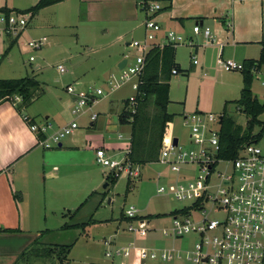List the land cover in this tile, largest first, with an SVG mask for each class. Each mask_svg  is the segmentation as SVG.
Segmentation results:
<instances>
[{
  "label": "rangeland",
  "instance_id": "374dc122",
  "mask_svg": "<svg viewBox=\"0 0 264 264\" xmlns=\"http://www.w3.org/2000/svg\"><path fill=\"white\" fill-rule=\"evenodd\" d=\"M38 1L0 0V9L25 11L34 7ZM77 1L72 0L67 4L41 11L31 19L27 31L17 41L4 36L0 38V80L34 78L41 83L44 94L32 106L36 105V111L45 112L44 107L50 108L49 105L51 104L50 114L55 116L56 111L59 114L57 119L51 115L53 120H46L43 116L40 122L52 124L55 128L59 121L64 124L75 120L79 124V129L62 139V143L67 146L68 142L71 141L74 147L85 151V156H92L94 160L87 181L88 184L90 183V187L96 185V190L92 193L94 195H88L86 204L76 215L75 211L78 209L76 206L84 202L85 195L82 193L80 198L76 195L74 201L76 205L69 206L63 204L65 195L57 191V194L50 198L52 209L44 213L48 218L47 223L40 225L41 227L38 228L41 229L38 231H32L37 232V237L33 238V243L29 242L32 235L22 242L10 244H6L0 239V251L6 250L9 254L17 252L22 244L26 243V249L23 253L19 251V253L13 254L14 256L11 259H6L4 264H192L188 260V254L199 242V236L191 233L181 239H174L165 236L162 232L163 229L170 231L174 227L176 217L183 221L184 215H180V211L190 208L193 203V200L178 201L171 196L157 193L159 185L174 182L176 176L166 166L152 163L143 167L140 178L128 180L125 175H122L115 183H112L113 176H110L109 172L101 167L94 157L98 148L110 151L111 143H121L120 149L117 148L116 152H110H112L111 156L114 160L124 161L126 151L131 146V126L121 125L119 116L128 103L127 100L135 94L132 83L122 85L113 94L109 95V93L111 84H116L123 73V69L118 70L116 67L118 53L121 52L125 58L128 56L130 62H133L138 50L133 45L126 46L123 42H116L112 46L107 45L105 49L90 52L87 47L82 45L83 41L85 42L91 37L82 27L81 21L77 20L82 17L81 11L79 12L75 6ZM206 1L212 4L222 3L220 7L217 6L212 9L213 13H210L206 21V27L210 28L215 38L217 37V30H225L220 19L227 17L228 22L233 24L234 31L237 30L241 34V30L249 28L251 30L250 38L264 43V0H244L247 8L238 9L235 15L236 19L234 18L235 7L231 0ZM216 8L217 10L219 8L218 12H215ZM2 13L0 12V15ZM75 13L76 20L80 24L72 27L69 25L70 19L67 18L74 17ZM193 18L190 17L186 20L183 30H178L181 33L166 27L164 31L166 33L176 32V34H181L186 38V36L191 35L197 24ZM112 30V27L108 28L110 34L115 33ZM229 32L232 33V31ZM42 37H47L48 43L41 50L34 51L27 46V43L32 39ZM79 37L82 42L79 41ZM141 37L135 39L133 34L129 36V40L133 43L136 40H143ZM195 40L198 43L204 39ZM31 56L35 58L34 62L30 61ZM191 57L189 45L184 43L177 47L176 59L184 64L182 65L184 70L178 76H172L170 81L168 113L174 116L173 132L179 138L181 146V149L175 150V155L172 157L173 161H177L180 154L199 150L197 145L190 142V128L183 124L182 119L185 116L194 113H201L206 116L209 114L217 117L225 116L226 125L224 128L239 126L242 129V135L249 133L248 119L238 105L239 97L236 98L234 91L230 90L229 86L224 85L223 77L218 76V74V77H210L209 81L203 80V76L199 73L190 78L193 74L192 68H195L193 65L192 67L188 65ZM59 66H63L66 73L61 74ZM70 85L82 90H87L89 87L95 90L102 89L104 95L100 97L98 104L90 110L84 111L81 116L73 115V98L66 91ZM251 91L261 103H264V72L254 74ZM113 102L117 103L115 114L110 112L113 109L111 107ZM149 110L151 116L157 111L154 99H152ZM92 114L99 116L96 125L93 127L90 126L89 121ZM112 116L116 119L115 124L109 122ZM259 121L261 123L255 125L253 135H261L258 138V145L264 151V113L259 117ZM217 123V121L210 122L206 119L208 128L219 130ZM56 131H50L49 137ZM120 135L123 137L122 140L119 139ZM52 145L53 148H58L53 143ZM205 146L210 148L208 143ZM184 172L190 177L193 175L197 177L201 173L197 167L187 168ZM108 176L109 180H107ZM159 176L162 181L158 180ZM164 178L166 179L163 180ZM81 182L84 181L77 177L75 186L80 188ZM179 182L186 184L184 180ZM191 182L192 180L187 181L188 184ZM106 184H108L107 188H105ZM69 208L72 209L69 210ZM132 208L137 210V216H149L152 227L157 231L146 234L130 232L129 227H137L138 218H140H128V213ZM212 216L217 217L218 215L213 214ZM83 223L86 224L83 228L63 229L66 224ZM132 243H134L135 249L132 251L131 259H124L115 255L116 249L128 247ZM58 246H71V252L68 255L63 254L60 256L62 259H59L57 256L59 250L56 249ZM144 249L156 252L157 258H143L141 253ZM164 251L170 252L174 256L180 254L181 259L164 261L161 258ZM107 253H111L112 257H107ZM47 254H51V256H41Z\"/></svg>",
  "mask_w": 264,
  "mask_h": 264
},
{
  "label": "built area",
  "instance_id": "2783aa9c",
  "mask_svg": "<svg viewBox=\"0 0 264 264\" xmlns=\"http://www.w3.org/2000/svg\"><path fill=\"white\" fill-rule=\"evenodd\" d=\"M239 1V0H235ZM140 11L147 14L145 21L146 36L143 40L131 43L138 50L134 56V61L130 62L127 56V65L123 69L122 75L116 84H111L113 94L126 83H132L134 95L128 101L127 111L136 113L138 106L137 96L140 95V79L146 68V57L155 48L165 46L179 47L187 42L186 38L175 32L167 33L162 44L156 43L161 26L155 21L154 15L162 11L160 0H142L139 3ZM31 14L25 13H2L0 15V38L9 37L14 41L19 40L27 31ZM232 29V23L227 24ZM194 33L202 34L207 40L214 41L210 28L203 27L197 22ZM48 43L47 37L32 39L27 46L34 50H41ZM192 45V42H189ZM34 62L35 58L30 57ZM196 63V62H195ZM224 67L230 72H242L244 64L234 60L224 61ZM61 74L66 73L63 66H59ZM173 75H178L177 70H173ZM67 93L73 97L72 114L81 116L84 111L91 109L99 103L100 97L104 95L102 89L89 87L87 90L77 89L70 85L66 89ZM14 105L21 103L20 97H15ZM90 124L95 123L99 116L92 114L89 117ZM221 117L213 114L208 116L201 113L183 117V124L190 128L189 139L192 144L199 147L198 151L183 153L178 156L177 161H173L176 149H181L180 140L173 132L174 124L168 123L163 137L160 156L156 163L166 166L169 171L176 176L174 182L159 185L157 193L168 195L178 201L193 200L190 208L181 210L180 215H184L181 221L176 217L174 227L167 231L163 229L165 236L174 239H181L187 234L195 233L200 240L195 244L194 249L188 254V260L192 264H263L264 263V151L257 142L242 145L236 158L226 159L221 156L222 147L220 143V132L222 123ZM30 130L39 139V145L49 150L55 146H60L62 139L72 135L79 129V124L73 120L59 131L48 135L52 128L48 123L44 125L31 124L30 119L24 116ZM206 119L210 122L217 121L219 130L208 128ZM44 134L45 139H40L39 135ZM120 139L123 137L120 135ZM178 139L177 145L174 140ZM52 142V143H51ZM208 143L210 148L205 146ZM124 161H117L108 154L107 150L98 148L96 151L97 163L109 172L110 176L119 179L125 175L128 180L138 179L142 175V165L133 163L128 158L130 148L126 151ZM197 167L200 174L196 177L185 174L187 168ZM109 177V176H108ZM107 177V178H108ZM164 178L163 180H165ZM158 180L162 181L161 177ZM184 180L185 183L179 181ZM192 180L191 183L187 181ZM237 186V188H236ZM137 210L132 208L128 213V218H138V226H130L129 231L136 234H146L157 231L152 227V222L148 217L137 216ZM218 215L214 217L212 215ZM153 217H158L154 216ZM134 243L128 247L116 249L115 255L124 259H131L132 251L135 249ZM143 258L156 259V252L148 249L142 250ZM107 257H112L107 253ZM164 261L180 260L181 255L175 256L164 251L161 255Z\"/></svg>",
  "mask_w": 264,
  "mask_h": 264
},
{
  "label": "crops",
  "instance_id": "0c3cea01",
  "mask_svg": "<svg viewBox=\"0 0 264 264\" xmlns=\"http://www.w3.org/2000/svg\"><path fill=\"white\" fill-rule=\"evenodd\" d=\"M71 1L67 0L58 5L67 4ZM141 1L78 0L75 6L79 12L81 11L82 17L77 19L75 13L74 17L70 18L68 15L69 18L67 19H70L69 25L72 27L81 23L86 33L91 37L85 42H82L80 37L78 38L90 52H97V49H105L107 45L112 46L116 42H123L126 46H130L131 40H129V36L134 34L135 39H139V36L144 39L146 36L144 21H146L148 16L146 13L139 11V3ZM160 1L163 9L154 15L155 21L157 22L159 19L157 23L161 26V31L156 40L158 44L164 42L167 34L164 31L165 27L181 33L186 20L190 17H194L195 21L206 27L207 18L210 13H213L212 9L217 6L220 7L222 4L221 2L212 4L206 0ZM231 2L235 7L234 18L236 19L237 10L246 9L247 7L244 4V0H231ZM218 10L216 8L215 12H218ZM226 18L220 19L225 30H217V37L215 38L213 35L214 41H209L202 34L197 35L194 31L191 35L186 36L187 43L185 44L189 45L192 56L188 65L195 67L192 68L193 74L190 78L198 73L206 81H209L210 77L221 76L223 77L224 85L229 86L230 90L234 91L235 97L240 99L244 88L243 73L227 71L224 67V61L232 59L242 64L248 61H257L263 50V42L251 39V30L249 28L241 30V34L237 30L234 31L233 24L232 29H229L227 27L228 18ZM76 19L81 22L78 23ZM110 27L113 28L112 32L115 33H109L108 28ZM229 31H232V33ZM199 38L204 39L203 43L201 41L196 43L195 39ZM189 42H192V45ZM117 56L116 67L121 70L120 65L127 61V58L121 52ZM176 58L177 49L174 61L180 66L181 70H184L182 68L184 64L178 62ZM196 68L199 69L197 70ZM262 72H264V68L255 73L260 74ZM35 106H31L24 111V114H21L11 102L0 104V239L6 244L22 242L30 235H32V239L29 242L33 243V238L37 237V232L34 233L32 231H38L41 229L38 228L41 227L40 225L47 223L48 218L44 213L52 209L50 198H53L57 191L65 195L63 204L69 206L76 205L74 202L76 195L80 198L83 193L85 195V198H83L84 202L76 206L78 209L82 207L80 208L81 211L86 204L88 195H91L96 190V185L95 187H90V183L88 184L87 181V178L90 177V169L94 160L92 156H85V151L74 147L71 141L68 142L67 146L61 143L58 148L49 150L39 145L37 135L30 130L24 116H27L31 122L34 121L37 125H44V123L40 122L41 117L45 116L46 120H53L51 117L53 114H50L52 110L51 104L49 105L51 109L44 107L46 109L45 112L36 111ZM53 117H56V119L59 117L57 111ZM96 122L90 124V126H95ZM68 123L62 124L59 121L56 128L49 124L52 127L49 132L58 131L68 125ZM120 146H122L121 143H111L109 148L110 151L116 152V149H120ZM110 151L107 150L109 155L112 154ZM94 157L96 159V153ZM77 177L84 181L83 183L81 182L80 188L75 186ZM62 209L65 210V208ZM6 230L15 232L6 233L4 232ZM25 249L26 243L22 244L19 250L12 254L7 253L6 250H1L0 264H4L6 259H11L19 251L23 253Z\"/></svg>",
  "mask_w": 264,
  "mask_h": 264
},
{
  "label": "trees",
  "instance_id": "16d2710c",
  "mask_svg": "<svg viewBox=\"0 0 264 264\" xmlns=\"http://www.w3.org/2000/svg\"><path fill=\"white\" fill-rule=\"evenodd\" d=\"M67 0H39L37 4L25 11L9 10L7 8L0 9V12L10 14L12 12L31 14L34 18L41 11L61 4ZM13 43H15L13 41ZM177 48L172 46H165L163 48L153 49L146 57V68L143 76L140 79V95L137 96L138 106L136 113L132 114L127 111L126 103L119 116V123L121 125L131 126V146L128 158L135 164L146 166L148 164L156 163L160 156L161 145L165 135L166 126L172 123L174 116L168 113V105L170 103V81L173 76V70L181 73L180 66L175 63V51ZM264 67V43L263 50L259 60L248 61L244 64L242 71L244 76V88L241 93V98L238 105L241 111L248 119L247 135H242L241 127L224 128L226 125V117H223L220 143L222 147L221 156L226 159L236 158L239 148L247 143H258V138L261 136H254L253 130L255 125L260 124L259 117L264 113V103L255 97L251 91V86L254 79V73ZM44 94L41 83L34 78L14 79V80H0V104L3 102H11L15 97L21 98V103L15 105L17 110L24 114V111L33 105V103ZM152 99L156 113L151 116L150 106ZM14 105V103H13ZM230 121V120H229ZM34 124V121L31 122ZM40 139H45L44 134L39 135ZM110 178L108 177L107 180ZM118 179L112 178V183ZM82 208V207H80ZM80 208L76 211L78 214ZM86 224H66L63 229L83 228ZM6 233H14L15 231L6 230ZM71 246H58L56 249L59 252L57 256L69 254ZM52 253V251L50 250ZM43 257H50L51 254L41 255Z\"/></svg>",
  "mask_w": 264,
  "mask_h": 264
},
{
  "label": "water",
  "instance_id": "95a60500",
  "mask_svg": "<svg viewBox=\"0 0 264 264\" xmlns=\"http://www.w3.org/2000/svg\"><path fill=\"white\" fill-rule=\"evenodd\" d=\"M126 63H127V61H125L122 65H120V69H121V70L125 68V66H126L125 64H126ZM111 107H112L113 109H111L110 112H111L112 114H115L116 111H117V109H116V108H117V103H116V102H113L112 105H111ZM115 120H116V119L112 116L111 119L109 120V122H110L111 124H113V123L115 124ZM220 120H221L220 122L222 123V122H223V117H221ZM177 143H178V139L176 138V139L174 140V145H177ZM107 187H108V184L105 185V188H107Z\"/></svg>",
  "mask_w": 264,
  "mask_h": 264
}]
</instances>
